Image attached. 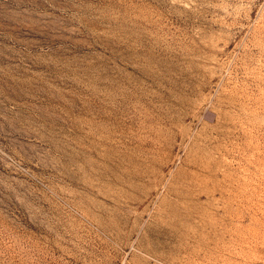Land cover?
Returning <instances> with one entry per match:
<instances>
[{
	"label": "rangeland",
	"instance_id": "374dc122",
	"mask_svg": "<svg viewBox=\"0 0 264 264\" xmlns=\"http://www.w3.org/2000/svg\"><path fill=\"white\" fill-rule=\"evenodd\" d=\"M0 264H264V0H0Z\"/></svg>",
	"mask_w": 264,
	"mask_h": 264
}]
</instances>
